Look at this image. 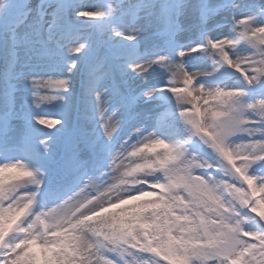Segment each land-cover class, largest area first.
Segmentation results:
<instances>
[{"label":"snow or ice","instance_id":"6c2138e0","mask_svg":"<svg viewBox=\"0 0 264 264\" xmlns=\"http://www.w3.org/2000/svg\"><path fill=\"white\" fill-rule=\"evenodd\" d=\"M0 49V264H264V0H0Z\"/></svg>","mask_w":264,"mask_h":264},{"label":"rangeland","instance_id":"374dc122","mask_svg":"<svg viewBox=\"0 0 264 264\" xmlns=\"http://www.w3.org/2000/svg\"><path fill=\"white\" fill-rule=\"evenodd\" d=\"M83 2L85 3H90V4H100V5H106L108 3H115V0H83ZM3 51L2 49H0V66L3 65ZM202 57V54L200 53H193L189 58H188V63L191 66V70L192 71H197L198 68L203 67L205 65H201L199 63V58ZM48 112H50L53 115H57L58 114V110L60 107V102L58 101H53L52 104L50 105H45L43 106ZM54 130V129H50Z\"/></svg>","mask_w":264,"mask_h":264}]
</instances>
